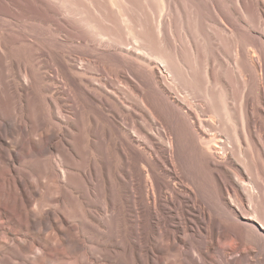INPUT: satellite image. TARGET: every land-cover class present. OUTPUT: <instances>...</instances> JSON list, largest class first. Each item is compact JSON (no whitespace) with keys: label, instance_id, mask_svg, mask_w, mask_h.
I'll list each match as a JSON object with an SVG mask.
<instances>
[{"label":"rangeland","instance_id":"obj_1","mask_svg":"<svg viewBox=\"0 0 264 264\" xmlns=\"http://www.w3.org/2000/svg\"><path fill=\"white\" fill-rule=\"evenodd\" d=\"M263 13L264 0H0L1 31L49 48L68 81L73 79L68 67L82 63V54L97 60L105 70L83 69V78L93 76L107 84L115 92L108 95L116 109L131 111L128 136L117 127L124 124L121 118L114 123L105 108L94 111L98 133L101 128L110 132L94 136L85 103L82 121L92 141L87 148L95 160L93 173L108 183L104 190L88 177L71 185L78 199L68 200L61 210L85 235V243L77 257L68 255L53 264L106 253L115 264H264ZM121 61L132 73L129 83ZM180 67L189 77L182 72L183 77ZM117 72L119 78L113 77ZM51 76L55 90H66L64 80L54 71ZM139 92L158 122L151 124L138 106ZM174 96L192 107L193 120L198 114L206 122L212 113L219 124L210 136L226 132L233 137L223 155L200 151ZM63 109L71 115V109ZM70 140L81 147L80 139ZM119 141L128 151L125 165L117 151ZM141 164L151 186L144 203L127 197L123 184L129 175L136 185ZM36 165L33 161L31 167ZM86 165L85 154L81 166ZM103 199L115 211L112 233L95 228ZM37 200L49 204L47 195ZM53 234L54 227L39 237ZM18 262L12 264H23Z\"/></svg>","mask_w":264,"mask_h":264},{"label":"bare ground","instance_id":"obj_2","mask_svg":"<svg viewBox=\"0 0 264 264\" xmlns=\"http://www.w3.org/2000/svg\"><path fill=\"white\" fill-rule=\"evenodd\" d=\"M124 49L130 50L127 46ZM83 55L79 58L82 63L68 67L73 77L71 81H68L65 72L49 48L34 46L26 43L14 32L0 30V264H12L18 260H21L23 264H53L54 260L68 255L77 257V254L83 250L85 235L78 230L77 226L70 225L65 220L61 208L68 200L78 197H75L73 191L70 190L72 184L81 185L88 177L91 181L95 180L101 185L102 189L108 183L105 177L93 173L95 160L93 152L87 148L92 141L89 139V134L88 137L86 136L82 121L85 103L90 107L89 117L92 126L88 130L94 136L96 134L104 137L110 136L107 129L101 128L99 133L97 131L99 123L94 114L97 109L105 108L110 112L114 123L116 119L121 118L124 124L117 125V127L123 135L127 136L129 126L127 120L131 114L129 108L125 107L126 113L116 109L108 95L109 91L113 94L115 92L109 90L107 84L93 76H89L88 79L83 78L84 71L87 69L97 67L105 70V67L97 60ZM238 55L237 51L236 58ZM120 66L125 71L124 79L129 83L130 75H132L130 68L126 61H121ZM181 67L180 72L182 73ZM236 69L240 75L241 68L237 66ZM52 71L64 80L66 90L54 89L55 80L51 76ZM185 71L184 74H186ZM173 75L175 77V74ZM113 77L119 78V73L117 72ZM180 81L182 85L187 83L186 80H184L186 83H183V80ZM210 95L212 96L211 93ZM184 100L178 96L173 98V102L179 104L177 106L181 114L190 125L189 136L195 138L201 152L205 154L216 152L223 155L224 150L232 143L233 137L226 132L218 138L214 135L210 136L212 129L217 127L219 122L210 116L212 113L206 122H203L198 114L197 120H193L192 107L188 103L184 106L183 104H186ZM65 101H68L69 105ZM124 102H121L123 108ZM136 102L142 110H146L148 121L151 124L158 122V118L149 110L142 92H139ZM64 107L72 110L73 118L63 113ZM157 135L161 137L163 134L157 132ZM70 137L80 139L81 147L77 144L73 145ZM141 137L147 138L145 135ZM172 142L169 141L167 144L171 153L174 151ZM116 144L120 159L125 165L129 158L127 148L120 141ZM85 154L87 165L82 168L81 161ZM33 161L37 162L35 168L31 167ZM123 180L127 197L141 200L142 203L148 199L149 192H151L150 177L144 164H141L136 185L133 184V179L129 175H126ZM235 180L241 184L244 182V179L237 175H235ZM44 195L48 196L47 206L42 203L39 205L37 200V196ZM102 203L101 221L99 219L95 228L97 230L105 228L112 233L115 211L106 199H103ZM52 227L56 229V234L46 235L43 240L40 239L39 236L51 230ZM171 244L174 245V242ZM95 250H97L96 253H100L102 249L96 248ZM75 263L115 264L107 253L95 256V258L86 255L83 260L75 259L73 264Z\"/></svg>","mask_w":264,"mask_h":264}]
</instances>
